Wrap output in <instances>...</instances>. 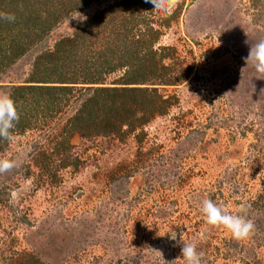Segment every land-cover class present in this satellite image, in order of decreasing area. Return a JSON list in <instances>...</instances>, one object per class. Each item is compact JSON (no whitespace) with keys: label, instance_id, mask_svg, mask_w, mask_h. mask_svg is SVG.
<instances>
[{"label":"rangeland","instance_id":"374dc122","mask_svg":"<svg viewBox=\"0 0 264 264\" xmlns=\"http://www.w3.org/2000/svg\"><path fill=\"white\" fill-rule=\"evenodd\" d=\"M116 1L95 0L68 13L0 69V91L23 81L40 51L73 34L79 22L72 17H94ZM152 7L141 0L126 38L111 14L91 22L67 75L99 70L108 43L118 59L133 40L142 54L153 44L151 21L159 30L155 49L173 48L162 51V63L177 82L157 86L165 109L133 130L73 131L66 139L64 125L86 86L77 84L24 131L13 129L0 149V157L18 164L0 175V264H28L30 257L39 264H185L180 235L197 245L202 264H264V79L244 60L245 41L264 39V0H180L170 14L144 12ZM170 16L165 25L154 22ZM127 70L102 75L109 83ZM205 198L246 214L251 234L237 240L208 225L199 208Z\"/></svg>","mask_w":264,"mask_h":264},{"label":"trees","instance_id":"16d2710c","mask_svg":"<svg viewBox=\"0 0 264 264\" xmlns=\"http://www.w3.org/2000/svg\"><path fill=\"white\" fill-rule=\"evenodd\" d=\"M95 0H0V11L15 15V22L0 20V69L7 68L24 55L35 41H41L70 12L79 10ZM130 0H119L94 17L78 23L73 34L57 40L51 48H46L35 55L27 77L9 86L16 103L20 119L14 131L22 132L30 126L33 115L43 110H50L57 102L66 101L74 91V85L81 86L79 104L64 125L68 139L73 131L85 132L89 136H107L119 133L124 127L133 130L136 125H143L151 116L162 113L167 103L158 93V85H174L177 78L166 77L167 67L162 63V51L173 50L170 46L154 47L159 33L151 21L146 22L153 44L143 53H138L140 45L129 47L118 59L114 44L108 43L105 57L100 69L84 67L82 77L68 76L70 57L84 43L92 25L103 15L111 14L113 23L121 24L120 35L126 38L139 12L141 0H136L134 9H125ZM173 17V16H172ZM170 17L154 22L167 24ZM116 20V21H115ZM115 21V22H114ZM137 22V21H135ZM151 41V42H152ZM81 42V43H80ZM5 45V46H4ZM145 49V48H144ZM130 68L121 77L112 82H105L102 69L114 72L118 68ZM97 69V70H96ZM147 84L149 86H145ZM80 87V86H79ZM159 106H155L157 105ZM62 134V133H61ZM62 143V142H61ZM7 140L0 139V149L6 146ZM28 264H39L30 257Z\"/></svg>","mask_w":264,"mask_h":264},{"label":"clouds","instance_id":"9594fccd","mask_svg":"<svg viewBox=\"0 0 264 264\" xmlns=\"http://www.w3.org/2000/svg\"><path fill=\"white\" fill-rule=\"evenodd\" d=\"M145 2L153 5L151 10H144L145 13L170 14L179 5L180 0H145ZM72 18L78 20L80 23H83L87 19L86 16L80 13ZM15 19V15L0 11V20L11 23L15 22ZM245 43L250 44L248 55L244 57L246 66L251 63L255 71L260 74L257 78L264 79V39L255 43H249L248 39ZM19 119L20 115L12 93L10 91H0V139L11 141L14 138L12 131ZM16 167H18V164L15 160L0 157V175L9 173ZM11 196L15 200L17 193L12 192ZM199 208L208 225L223 226L231 232L234 239L247 238L254 228L253 222L247 218L246 214H232L211 199H203L199 204ZM240 212L246 213L247 206H243ZM169 233V239L177 241V233L175 231ZM177 243H182L183 245L181 247L180 258L185 261V264H202L203 254L197 251L195 243L183 240L181 235Z\"/></svg>","mask_w":264,"mask_h":264}]
</instances>
